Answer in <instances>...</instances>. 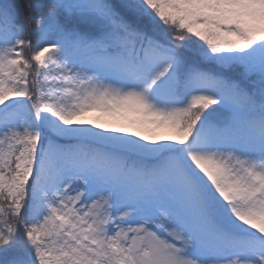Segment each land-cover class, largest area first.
Instances as JSON below:
<instances>
[{"label": "snow or ice", "instance_id": "obj_1", "mask_svg": "<svg viewBox=\"0 0 264 264\" xmlns=\"http://www.w3.org/2000/svg\"><path fill=\"white\" fill-rule=\"evenodd\" d=\"M28 8L0 3L3 264H264V0Z\"/></svg>", "mask_w": 264, "mask_h": 264}, {"label": "trees", "instance_id": "obj_2", "mask_svg": "<svg viewBox=\"0 0 264 264\" xmlns=\"http://www.w3.org/2000/svg\"><path fill=\"white\" fill-rule=\"evenodd\" d=\"M30 0H0V3H7L13 6V9L17 16V22L21 21V18L25 16L29 12L28 4ZM34 2V0H33ZM34 26V23H33ZM25 37H30L33 40V43L36 41V35L32 32H25ZM19 255L18 252H10L7 255L4 253H0V264H3V261L10 256Z\"/></svg>", "mask_w": 264, "mask_h": 264}]
</instances>
